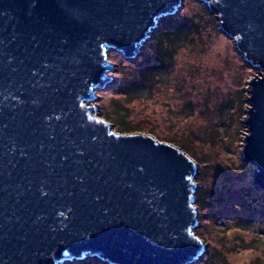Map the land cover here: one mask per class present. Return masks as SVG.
Segmentation results:
<instances>
[{
  "label": "water",
  "instance_id": "water-1",
  "mask_svg": "<svg viewBox=\"0 0 264 264\" xmlns=\"http://www.w3.org/2000/svg\"><path fill=\"white\" fill-rule=\"evenodd\" d=\"M198 1L257 71L242 154L264 191V0ZM180 10L183 0H0V264L204 255L194 158L120 134L92 105L120 67L109 51L134 60Z\"/></svg>",
  "mask_w": 264,
  "mask_h": 264
},
{
  "label": "rangeland",
  "instance_id": "rangeland-1",
  "mask_svg": "<svg viewBox=\"0 0 264 264\" xmlns=\"http://www.w3.org/2000/svg\"><path fill=\"white\" fill-rule=\"evenodd\" d=\"M161 23L169 33L158 48ZM159 27L132 61L109 51L120 67L92 105L120 134L150 135L194 158L200 224L194 232L206 247L195 264L209 258L211 264H264V191L242 154L257 71L198 0H183V10ZM146 52L158 59L149 61Z\"/></svg>",
  "mask_w": 264,
  "mask_h": 264
},
{
  "label": "snow or ice",
  "instance_id": "snow-or-ice-1",
  "mask_svg": "<svg viewBox=\"0 0 264 264\" xmlns=\"http://www.w3.org/2000/svg\"><path fill=\"white\" fill-rule=\"evenodd\" d=\"M168 33H169V29L161 30V32L159 34V37L154 41V43L157 45L158 48L159 47H163V41L166 38ZM145 56H146V58L149 59V61H154V60L158 59V56H155L154 54H151V53H148V52L145 53ZM34 103H38V101H34ZM56 119L59 120L60 117L57 116ZM138 172L139 173H143L144 172V168H139ZM45 195H46V193H45ZM193 211H195V210L193 209ZM193 222L199 223V220L196 219ZM189 232L191 233V229H189ZM196 239H198V238H196ZM209 264H211V258H209Z\"/></svg>",
  "mask_w": 264,
  "mask_h": 264
},
{
  "label": "trees",
  "instance_id": "trees-1",
  "mask_svg": "<svg viewBox=\"0 0 264 264\" xmlns=\"http://www.w3.org/2000/svg\"><path fill=\"white\" fill-rule=\"evenodd\" d=\"M170 21H171V19H168L167 21H165V24H166L167 26L170 25V24H169ZM162 28H163V27H162V23H161L159 29L162 30ZM153 35H154V37H155V36H156V32H154Z\"/></svg>",
  "mask_w": 264,
  "mask_h": 264
},
{
  "label": "built area",
  "instance_id": "built-area-1",
  "mask_svg": "<svg viewBox=\"0 0 264 264\" xmlns=\"http://www.w3.org/2000/svg\"><path fill=\"white\" fill-rule=\"evenodd\" d=\"M206 5V4H205ZM206 7H207V5H206Z\"/></svg>",
  "mask_w": 264,
  "mask_h": 264
}]
</instances>
